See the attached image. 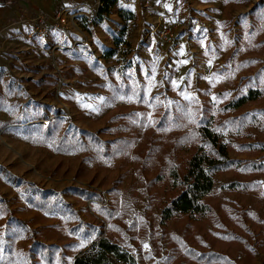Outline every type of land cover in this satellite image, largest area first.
Masks as SVG:
<instances>
[{"label":"rangeland","instance_id":"obj_1","mask_svg":"<svg viewBox=\"0 0 264 264\" xmlns=\"http://www.w3.org/2000/svg\"><path fill=\"white\" fill-rule=\"evenodd\" d=\"M201 118L237 163L162 222ZM92 228L117 264H264V0H0V264L70 263Z\"/></svg>","mask_w":264,"mask_h":264},{"label":"trees","instance_id":"obj_2","mask_svg":"<svg viewBox=\"0 0 264 264\" xmlns=\"http://www.w3.org/2000/svg\"><path fill=\"white\" fill-rule=\"evenodd\" d=\"M120 16L131 19L132 13L127 10H120ZM118 40L115 41L117 44ZM114 48L105 51L104 57H109L114 53ZM258 94L257 89H249L246 94L240 95L228 101L223 109H234L242 105L245 101L256 98ZM203 123L197 126V131L200 136L201 144L197 146L196 150L186 161V169L179 182L183 187L179 192L169 200L161 211L160 219L162 222L169 218L180 214H204L206 208L201 198L209 192L212 186L211 176L218 171H224L236 165L235 159H226V145L218 140L217 134L212 132L208 127V118H201L199 122ZM233 120V119H232ZM61 121L59 118L52 119L46 124L44 132H51L53 124ZM65 133L73 132L71 128L64 131ZM49 134V133H48ZM52 134V133H51ZM81 136L89 139L90 142L95 143L99 149L106 154L105 142L88 131H81ZM58 143L62 140V136H58ZM204 146V147H202ZM238 146H246L244 143H239ZM222 158V159H221ZM255 167H260L259 163H254ZM8 218L17 224H23V220L16 217L10 209L4 208ZM78 226H75L76 229ZM90 230V228H88ZM92 236V237H90ZM83 246L77 251L70 263H66L61 256H58V264H117V260L126 261L127 254L125 251H120L119 245L116 241L103 235L102 232L92 228L86 235L82 237ZM35 250H39L40 254H44V260L51 264L54 256L49 247L41 245L37 242L33 243Z\"/></svg>","mask_w":264,"mask_h":264},{"label":"built area","instance_id":"obj_3","mask_svg":"<svg viewBox=\"0 0 264 264\" xmlns=\"http://www.w3.org/2000/svg\"><path fill=\"white\" fill-rule=\"evenodd\" d=\"M61 23H63L64 22V18L63 17H59V15H57V17H56Z\"/></svg>","mask_w":264,"mask_h":264}]
</instances>
